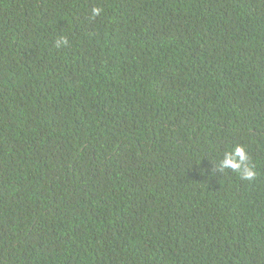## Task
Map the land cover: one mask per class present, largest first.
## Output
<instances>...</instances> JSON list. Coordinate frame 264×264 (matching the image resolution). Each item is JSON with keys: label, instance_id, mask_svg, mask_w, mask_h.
Wrapping results in <instances>:
<instances>
[{"label": "trees", "instance_id": "16d2710c", "mask_svg": "<svg viewBox=\"0 0 264 264\" xmlns=\"http://www.w3.org/2000/svg\"><path fill=\"white\" fill-rule=\"evenodd\" d=\"M0 264H264V0H0Z\"/></svg>", "mask_w": 264, "mask_h": 264}, {"label": "clouds", "instance_id": "9594fccd", "mask_svg": "<svg viewBox=\"0 0 264 264\" xmlns=\"http://www.w3.org/2000/svg\"><path fill=\"white\" fill-rule=\"evenodd\" d=\"M99 13H100V9L98 8H94L92 10L93 16L99 15ZM232 156H240L243 159V158H246V153L244 152V149L242 147H237L234 153L229 154V156L225 159V161L223 162V167L227 168V167L233 166ZM238 169H239V165H235L234 170H238ZM255 175H256V172L253 171L251 168H249L243 173L242 178L251 181L252 179H254Z\"/></svg>", "mask_w": 264, "mask_h": 264}]
</instances>
